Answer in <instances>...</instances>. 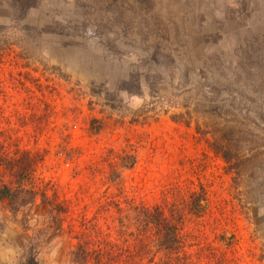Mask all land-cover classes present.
Listing matches in <instances>:
<instances>
[{"label":"rangeland","instance_id":"374dc122","mask_svg":"<svg viewBox=\"0 0 264 264\" xmlns=\"http://www.w3.org/2000/svg\"><path fill=\"white\" fill-rule=\"evenodd\" d=\"M0 144L69 206L0 202V264L122 245L130 205L183 217L177 264H264V0H0Z\"/></svg>","mask_w":264,"mask_h":264},{"label":"trees","instance_id":"16d2710c","mask_svg":"<svg viewBox=\"0 0 264 264\" xmlns=\"http://www.w3.org/2000/svg\"><path fill=\"white\" fill-rule=\"evenodd\" d=\"M15 155L13 157L8 151H4V146L0 144V166L10 174L8 181L0 175V202H7L12 211H24L28 214L40 200V205L48 208L47 213L58 226L56 230L60 234L62 231L60 222L63 216L68 214L69 206L66 205L67 201L58 200V196L51 199L47 186L39 183L41 181L37 179L36 171L41 163L42 154L23 149L16 151ZM133 163L134 161L132 165ZM190 199L187 205L191 211L195 212V206L205 209V205H202L203 201L206 203L205 198L195 204V193H192ZM118 212L120 217L116 233L122 245L117 240L112 241L110 233L96 229L92 220L88 221L86 231L80 233V238L78 237L81 243L79 242L77 250L73 253L75 264H142L144 257L149 255L152 256L148 264H177L181 261L180 252L186 245V237H182V228L179 226L183 222L182 216L172 214L170 209L166 210L161 205L152 207L130 205L128 209L118 207ZM133 220L138 223L137 234L135 238H127L125 222ZM144 232L148 234L146 238H142ZM89 238L96 246L94 249H89L84 244H90L89 240L84 241ZM154 250L156 252H153ZM159 252L164 253L167 260L160 259L156 262V254ZM31 262L35 263L34 258Z\"/></svg>","mask_w":264,"mask_h":264}]
</instances>
